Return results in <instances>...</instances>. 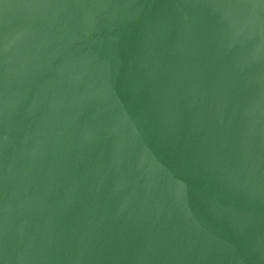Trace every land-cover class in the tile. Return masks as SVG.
<instances>
[{
    "label": "water",
    "instance_id": "obj_1",
    "mask_svg": "<svg viewBox=\"0 0 264 264\" xmlns=\"http://www.w3.org/2000/svg\"><path fill=\"white\" fill-rule=\"evenodd\" d=\"M0 264H264V0H0Z\"/></svg>",
    "mask_w": 264,
    "mask_h": 264
}]
</instances>
